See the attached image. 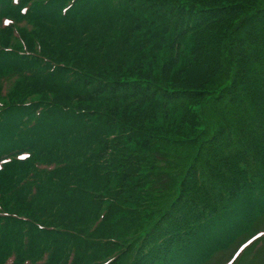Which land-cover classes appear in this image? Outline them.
<instances>
[{
	"label": "trees",
	"instance_id": "trees-1",
	"mask_svg": "<svg viewBox=\"0 0 264 264\" xmlns=\"http://www.w3.org/2000/svg\"><path fill=\"white\" fill-rule=\"evenodd\" d=\"M259 233L248 264L264 0H0V264H210Z\"/></svg>",
	"mask_w": 264,
	"mask_h": 264
},
{
	"label": "rangeland",
	"instance_id": "rangeland-1",
	"mask_svg": "<svg viewBox=\"0 0 264 264\" xmlns=\"http://www.w3.org/2000/svg\"><path fill=\"white\" fill-rule=\"evenodd\" d=\"M10 87H11V83L8 84V87L2 88L1 95L5 94L4 92H6V89H10ZM167 157L169 158V161H168L169 165H168V169L166 170V172H171L172 171L171 168L175 167L177 165V160H176V157H173V156L168 155ZM215 254H218V255L216 257L212 258L210 264H223L232 255L231 251H225V252L224 251H218ZM222 254H224V255H222ZM239 254H243V253H239ZM250 257H251V252H247L242 257H239V260H237V258H236L232 264H248ZM126 260L124 261V263H120V264H125Z\"/></svg>",
	"mask_w": 264,
	"mask_h": 264
}]
</instances>
